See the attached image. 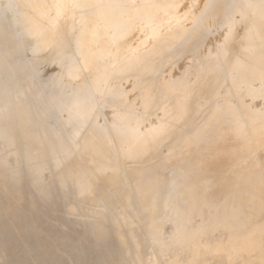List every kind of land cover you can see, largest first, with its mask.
Returning <instances> with one entry per match:
<instances>
[{
  "label": "rangeland",
  "instance_id": "1",
  "mask_svg": "<svg viewBox=\"0 0 264 264\" xmlns=\"http://www.w3.org/2000/svg\"><path fill=\"white\" fill-rule=\"evenodd\" d=\"M263 7L237 0L230 10L228 70L176 94L159 88L142 120L114 128L101 126L100 103L79 120L23 61L28 44L2 5L0 264H264ZM152 117L160 124L142 130Z\"/></svg>",
  "mask_w": 264,
  "mask_h": 264
},
{
  "label": "bare ground",
  "instance_id": "2",
  "mask_svg": "<svg viewBox=\"0 0 264 264\" xmlns=\"http://www.w3.org/2000/svg\"><path fill=\"white\" fill-rule=\"evenodd\" d=\"M222 1L188 0L182 5L185 0H0V7L12 17L20 41L28 44L21 58L37 69L50 90L73 105L81 121L90 119L100 103L105 110L101 126L115 128L142 120L141 113L159 88L176 94L195 87L215 69L228 70L229 41L235 30L230 10L237 0ZM217 30L223 34L216 44L205 46L202 37ZM184 55L186 64L174 74ZM240 59L234 65L238 72L244 67ZM46 66L56 71L47 76ZM235 77L227 74L223 93L229 92ZM122 104L132 111H120L117 106ZM159 124L152 117L141 129ZM123 129L117 130L124 137Z\"/></svg>",
  "mask_w": 264,
  "mask_h": 264
},
{
  "label": "crops",
  "instance_id": "3",
  "mask_svg": "<svg viewBox=\"0 0 264 264\" xmlns=\"http://www.w3.org/2000/svg\"><path fill=\"white\" fill-rule=\"evenodd\" d=\"M255 154H256L255 158H257L256 160H257V163H258V154H257V151L255 152Z\"/></svg>",
  "mask_w": 264,
  "mask_h": 264
}]
</instances>
